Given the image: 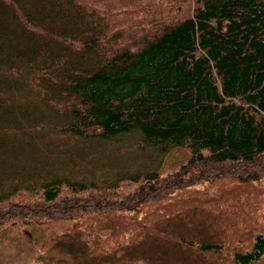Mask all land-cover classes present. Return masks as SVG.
Returning a JSON list of instances; mask_svg holds the SVG:
<instances>
[{"label":"trees","instance_id":"1","mask_svg":"<svg viewBox=\"0 0 264 264\" xmlns=\"http://www.w3.org/2000/svg\"><path fill=\"white\" fill-rule=\"evenodd\" d=\"M263 179L264 0H0V264H264Z\"/></svg>","mask_w":264,"mask_h":264},{"label":"rangeland","instance_id":"2","mask_svg":"<svg viewBox=\"0 0 264 264\" xmlns=\"http://www.w3.org/2000/svg\"><path fill=\"white\" fill-rule=\"evenodd\" d=\"M209 178L214 180L215 175H210ZM257 187L260 190H264V179L257 185ZM236 189L237 186L233 185L231 180H225L219 182L216 186H208L205 184L203 186L194 185L186 195L192 196L193 201H195L194 203L197 204L199 208L214 211L223 215L224 219H227L228 215H231V212H236L237 205L240 203V199L243 198L244 195L243 193L236 191ZM245 205H247L246 208L249 209L252 207L256 211L255 215H253L254 218L261 214V205L257 207L252 201L245 203ZM15 257V252L11 250V248L8 250L5 247H1L0 260L7 258L9 260L15 259L16 261H21L19 258ZM60 259H65V257L62 255L59 257L50 255L47 264H59L57 262Z\"/></svg>","mask_w":264,"mask_h":264}]
</instances>
